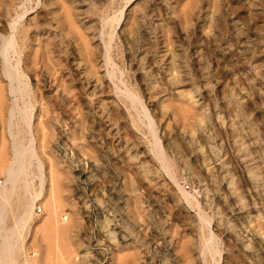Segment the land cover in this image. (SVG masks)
Returning <instances> with one entry per match:
<instances>
[{"label":"rangeland","instance_id":"1","mask_svg":"<svg viewBox=\"0 0 264 264\" xmlns=\"http://www.w3.org/2000/svg\"><path fill=\"white\" fill-rule=\"evenodd\" d=\"M5 38L0 264H264V0H0Z\"/></svg>","mask_w":264,"mask_h":264},{"label":"bare ground","instance_id":"2","mask_svg":"<svg viewBox=\"0 0 264 264\" xmlns=\"http://www.w3.org/2000/svg\"><path fill=\"white\" fill-rule=\"evenodd\" d=\"M24 1V0H23ZM29 2V1H28ZM31 2V1H30ZM16 16V15H15ZM16 21V20H15ZM17 22V21H16ZM8 23V22H7ZM10 23H13L12 22V19H11V22ZM9 24V23H8ZM12 25V24H11ZM9 28V27H8ZM7 28V29H8ZM15 29V28H14ZM12 33V31L10 32ZM15 35V34H14ZM13 35V36H14ZM11 37V36H9ZM4 40V39H3ZM111 40V39H110ZM3 44L2 46H0V53L1 55L3 56V70H4V73L6 75V78L10 84V88H11V91L14 93V94H17L19 89L16 87V84H15V80H16V76L18 75L17 72L14 73L15 70L14 67L12 68L11 65H8L7 64V54H8V49L12 46V39L11 38H5L4 41H2ZM14 49V48H13ZM12 49V50H13ZM108 49V48H107ZM20 62V61H19ZM20 65V64H19ZM113 68V67H112ZM15 74H17L15 76ZM18 77V76H17ZM19 78V77H18ZM19 80V79H18ZM19 87V86H18ZM28 87V85H27ZM23 89V88H22ZM117 89V88H116ZM125 89V88H124ZM127 89V88H126ZM133 93V92H132ZM28 94V93H27ZM20 95V94H19ZM124 95V94H123ZM14 96V95H13ZM127 98V97H126ZM1 102V101H0ZM16 103V102H15ZM15 103H13L12 107L10 108V111H9V115H10V118H9V126L10 128L12 126H19L15 120V110L18 108H16L15 106ZM24 108V107H23ZM21 109V108H20ZM23 110V109H22ZM19 112V111H18ZM23 112V111H22ZM24 113V112H23ZM20 114V113H19ZM27 115V114H26ZM17 116V114H16ZM19 117V116H18ZM23 117V116H22ZM144 117V115H143ZM24 118V117H23ZM27 120V119H26ZM25 120V122H26ZM23 121V119H22ZM24 122V124H25ZM22 124V122H20ZM8 126V127H9ZM28 129V128H27ZM25 131V130H24ZM29 134V133H28ZM18 133H11V142H12V150H11V153H10V156L6 157V154H0V159L2 161L4 160H7L9 158V164L6 165L5 167V179L3 181H1V192H0V195H1V198L3 200V203L0 207V223L1 221L4 219V215H5V205H6V202L8 204L9 200L14 196V193L16 191V187H17V180L19 179L20 176H22L21 174L23 173V166L22 164L24 163L23 160L24 158H26L27 156H32V151H28L29 150V144H31V142H33V137L31 136V139L29 140L30 142L28 143V147L26 146L24 149L21 148V145L19 144V137H18ZM21 141V140H20ZM21 144H22V141H21ZM32 145V144H31ZM36 155V154H35ZM34 156V155H33ZM30 158V157H29ZM28 159V158H27ZM32 159V157H31ZM28 161V160H27ZM163 162V161H162ZM165 163V162H164ZM24 165V164H23ZM4 173V172H3ZM21 179V178H20ZM19 182V180H18ZM184 192V191H183ZM40 194V193H39ZM37 194V195H39ZM185 194V192H184ZM27 204H25L26 206ZM30 206H28V210H29ZM29 211L26 210L25 214H27ZM14 214V213H13ZM24 214V215H25ZM23 215V214H22ZM27 216V215H26ZM29 216V215H28ZM25 216H22V218H24ZM12 233V232H11ZM7 236V235H6ZM13 237V236H11ZM3 243V242H2ZM4 244H5V241H4ZM13 244V243H12ZM14 246V245H13ZM9 247V246H8ZM3 248V247H2ZM13 248V247H12ZM11 248V249H12ZM8 249H6L5 251L7 252ZM13 250V249H12ZM3 251V250H2ZM10 252V251H9ZM5 253V252H4ZM11 254V253H10ZM13 254V253H12ZM7 255V254H6ZM8 257L7 256H4V264H7L8 262ZM76 264V263H74ZM79 264V263H78Z\"/></svg>","mask_w":264,"mask_h":264}]
</instances>
